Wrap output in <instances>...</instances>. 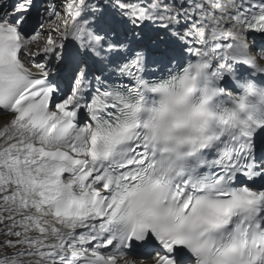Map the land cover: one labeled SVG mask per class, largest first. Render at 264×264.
Masks as SVG:
<instances>
[{
	"label": "snow or ice",
	"instance_id": "6c2138e0",
	"mask_svg": "<svg viewBox=\"0 0 264 264\" xmlns=\"http://www.w3.org/2000/svg\"><path fill=\"white\" fill-rule=\"evenodd\" d=\"M0 264H264V0H0Z\"/></svg>",
	"mask_w": 264,
	"mask_h": 264
}]
</instances>
